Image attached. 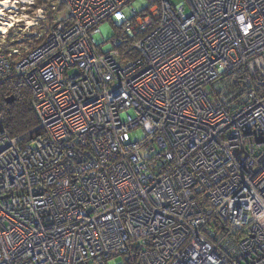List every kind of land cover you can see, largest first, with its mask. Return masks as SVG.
<instances>
[{
	"label": "built area",
	"instance_id": "obj_1",
	"mask_svg": "<svg viewBox=\"0 0 264 264\" xmlns=\"http://www.w3.org/2000/svg\"><path fill=\"white\" fill-rule=\"evenodd\" d=\"M22 4L0 85L40 132L0 108V264H264V0Z\"/></svg>",
	"mask_w": 264,
	"mask_h": 264
},
{
	"label": "trees",
	"instance_id": "obj_2",
	"mask_svg": "<svg viewBox=\"0 0 264 264\" xmlns=\"http://www.w3.org/2000/svg\"><path fill=\"white\" fill-rule=\"evenodd\" d=\"M42 0H35L32 10L38 8ZM64 7L60 6L59 11ZM50 27L53 26V13L49 12ZM13 97V101L7 100ZM0 108L8 118V133L12 138L25 141L40 132L39 120L32 104V94L21 78H10L0 85Z\"/></svg>",
	"mask_w": 264,
	"mask_h": 264
},
{
	"label": "rangeland",
	"instance_id": "obj_3",
	"mask_svg": "<svg viewBox=\"0 0 264 264\" xmlns=\"http://www.w3.org/2000/svg\"><path fill=\"white\" fill-rule=\"evenodd\" d=\"M1 1H6L7 3L5 4V5H1ZM24 1H31V0H23V1H21V0H0V9H2V8H8L7 9V11L10 9V10H12L11 11V14H9V16L11 17V18H14L15 20L17 19V18H20L21 17V12L23 11L22 9H21V7L22 6H24V4H22V2H24ZM43 1L44 0H42V3H43ZM171 1V3L173 4V6H178L179 4H181L182 2H183V0H170ZM42 3H41V5H42ZM12 5V6H11ZM40 5V6H41ZM6 6V7H5ZM8 6V7H7ZM39 6V7H40ZM15 7V8H14ZM19 7V10H16L17 8ZM33 7V6H32ZM32 7H31V10H29V11H27V12H29L30 14L31 13H36L37 12V10L39 9V7L38 8H35V10H32ZM26 11V10H25ZM49 10H47V12H46V15L49 17ZM16 16V17H15ZM47 17V18H48ZM57 17H59V14H58V16ZM9 22H12V20H10ZM46 23H47V21H46ZM42 26H44V25H42ZM103 27V35H104V37L100 34V35H98V37H97V40L99 41V42H101L104 38H109V37H111L113 34H115V30L113 29V26L110 24V23H108L107 25H104V26H102ZM136 135H134V134H132V139L133 140H136V137H135ZM111 264H123V260H122V258L121 257H117Z\"/></svg>",
	"mask_w": 264,
	"mask_h": 264
},
{
	"label": "bare ground",
	"instance_id": "obj_4",
	"mask_svg": "<svg viewBox=\"0 0 264 264\" xmlns=\"http://www.w3.org/2000/svg\"><path fill=\"white\" fill-rule=\"evenodd\" d=\"M21 1H23V0H21ZM7 2L6 1H1V5L3 6V5H5ZM12 6V5H11ZM6 7V6H5ZM8 7V6H7ZM15 8V7H14ZM2 29L0 28V31H1Z\"/></svg>",
	"mask_w": 264,
	"mask_h": 264
},
{
	"label": "water",
	"instance_id": "obj_5",
	"mask_svg": "<svg viewBox=\"0 0 264 264\" xmlns=\"http://www.w3.org/2000/svg\"><path fill=\"white\" fill-rule=\"evenodd\" d=\"M12 101H13V97H11V98H9V99L7 100L8 103H10V102H12Z\"/></svg>",
	"mask_w": 264,
	"mask_h": 264
}]
</instances>
